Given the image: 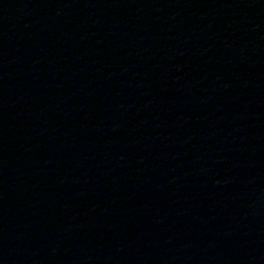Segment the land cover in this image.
Masks as SVG:
<instances>
[{"label":"water","instance_id":"water-1","mask_svg":"<svg viewBox=\"0 0 264 264\" xmlns=\"http://www.w3.org/2000/svg\"><path fill=\"white\" fill-rule=\"evenodd\" d=\"M0 264H264V0H0Z\"/></svg>","mask_w":264,"mask_h":264}]
</instances>
